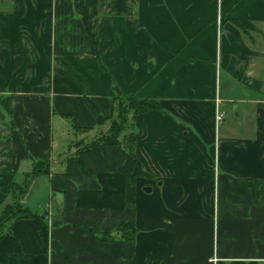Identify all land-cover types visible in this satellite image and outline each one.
Listing matches in <instances>:
<instances>
[{"label":"crops","instance_id":"obj_1","mask_svg":"<svg viewBox=\"0 0 264 264\" xmlns=\"http://www.w3.org/2000/svg\"><path fill=\"white\" fill-rule=\"evenodd\" d=\"M129 96L163 108L135 120L150 176L115 147L84 173L90 105ZM35 161L0 264H264V0H0V211Z\"/></svg>","mask_w":264,"mask_h":264},{"label":"trees","instance_id":"obj_2","mask_svg":"<svg viewBox=\"0 0 264 264\" xmlns=\"http://www.w3.org/2000/svg\"><path fill=\"white\" fill-rule=\"evenodd\" d=\"M98 116V124H109L107 131L102 132L97 138L89 143L79 142L76 147L75 157L81 163L83 172L89 174L90 171L84 164L83 156L95 147H115L122 152L135 166L136 176H150L144 169L141 161L136 154V118L152 110L162 111V106L157 100L143 99L137 96L116 97L114 98L113 115L109 118L102 117L96 107L90 105ZM79 131H88V129H79ZM49 163L44 161H35L31 172L25 175L23 183L13 181L9 191L11 201L7 203L0 211V241L4 237L6 230L16 221L28 218L41 217L33 213L23 204L31 182L41 173H49ZM95 237L103 242H110L118 238L122 242H134L136 236L135 222H126L118 226L116 233L99 232L89 229Z\"/></svg>","mask_w":264,"mask_h":264},{"label":"rangeland","instance_id":"obj_3","mask_svg":"<svg viewBox=\"0 0 264 264\" xmlns=\"http://www.w3.org/2000/svg\"><path fill=\"white\" fill-rule=\"evenodd\" d=\"M42 176H43V175H42ZM42 176H41V177H38V186H39V184H40V182H41V180H42V178H43ZM36 181H37V177L31 182L30 187H29V190H28V194H27L26 196L29 195V193L31 192V189H32V186H31V185H33V183L36 182ZM36 188H37V187H36ZM36 188H35V189H36ZM34 193H35V191H34Z\"/></svg>","mask_w":264,"mask_h":264},{"label":"built area","instance_id":"obj_4","mask_svg":"<svg viewBox=\"0 0 264 264\" xmlns=\"http://www.w3.org/2000/svg\"><path fill=\"white\" fill-rule=\"evenodd\" d=\"M222 119H223V114L221 113V112H217V115H216V120H217V122L219 123V122H221L222 121Z\"/></svg>","mask_w":264,"mask_h":264},{"label":"water","instance_id":"obj_5","mask_svg":"<svg viewBox=\"0 0 264 264\" xmlns=\"http://www.w3.org/2000/svg\"><path fill=\"white\" fill-rule=\"evenodd\" d=\"M150 189H151V188L148 187V188H147V191H150Z\"/></svg>","mask_w":264,"mask_h":264}]
</instances>
